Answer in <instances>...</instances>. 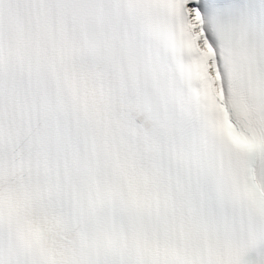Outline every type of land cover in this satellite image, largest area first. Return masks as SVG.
Returning <instances> with one entry per match:
<instances>
[{
	"label": "snow or ice",
	"instance_id": "6c2138e0",
	"mask_svg": "<svg viewBox=\"0 0 264 264\" xmlns=\"http://www.w3.org/2000/svg\"><path fill=\"white\" fill-rule=\"evenodd\" d=\"M0 264H264V0H0Z\"/></svg>",
	"mask_w": 264,
	"mask_h": 264
}]
</instances>
